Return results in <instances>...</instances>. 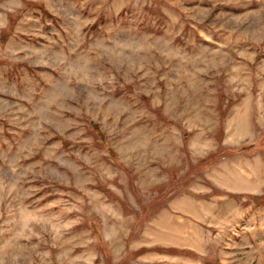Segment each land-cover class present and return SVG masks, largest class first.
<instances>
[{"label": "rangeland", "instance_id": "obj_1", "mask_svg": "<svg viewBox=\"0 0 264 264\" xmlns=\"http://www.w3.org/2000/svg\"><path fill=\"white\" fill-rule=\"evenodd\" d=\"M0 264H264V0H0Z\"/></svg>", "mask_w": 264, "mask_h": 264}, {"label": "trees", "instance_id": "obj_2", "mask_svg": "<svg viewBox=\"0 0 264 264\" xmlns=\"http://www.w3.org/2000/svg\"><path fill=\"white\" fill-rule=\"evenodd\" d=\"M255 200H259L260 199V197H253Z\"/></svg>", "mask_w": 264, "mask_h": 264}]
</instances>
